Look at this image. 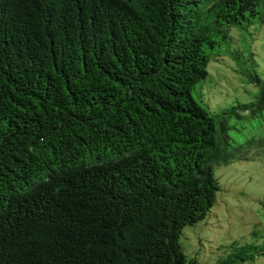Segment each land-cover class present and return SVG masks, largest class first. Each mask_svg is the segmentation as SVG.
I'll use <instances>...</instances> for the list:
<instances>
[{
  "label": "trees",
  "instance_id": "trees-1",
  "mask_svg": "<svg viewBox=\"0 0 264 264\" xmlns=\"http://www.w3.org/2000/svg\"><path fill=\"white\" fill-rule=\"evenodd\" d=\"M258 22L264 0H0V264H197L180 236L214 165L264 157V79L231 34ZM225 53L258 90L213 113L193 90Z\"/></svg>",
  "mask_w": 264,
  "mask_h": 264
},
{
  "label": "rangeland",
  "instance_id": "rangeland-1",
  "mask_svg": "<svg viewBox=\"0 0 264 264\" xmlns=\"http://www.w3.org/2000/svg\"><path fill=\"white\" fill-rule=\"evenodd\" d=\"M231 34L233 48L254 53L257 72L264 79V22L245 31L233 28ZM207 70L193 96L211 112L254 100L257 87L242 81L230 55L211 57ZM213 173L220 185L213 206L203 220L185 226L180 236L185 255L197 264H215L234 241L261 243L264 235V157L216 164ZM244 264H264V256Z\"/></svg>",
  "mask_w": 264,
  "mask_h": 264
}]
</instances>
